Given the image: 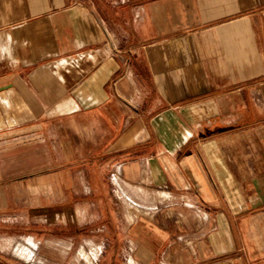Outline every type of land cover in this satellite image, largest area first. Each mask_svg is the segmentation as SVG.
I'll return each mask as SVG.
<instances>
[{
  "label": "crops",
  "instance_id": "obj_1",
  "mask_svg": "<svg viewBox=\"0 0 264 264\" xmlns=\"http://www.w3.org/2000/svg\"><path fill=\"white\" fill-rule=\"evenodd\" d=\"M55 227L264 264V0H0V264Z\"/></svg>",
  "mask_w": 264,
  "mask_h": 264
},
{
  "label": "rangeland",
  "instance_id": "obj_2",
  "mask_svg": "<svg viewBox=\"0 0 264 264\" xmlns=\"http://www.w3.org/2000/svg\"><path fill=\"white\" fill-rule=\"evenodd\" d=\"M131 212L139 213L136 207L131 208ZM153 212L154 210L143 213L151 214ZM54 229V232L37 231L41 242H35L36 245L33 248L31 247L32 252L29 253V257H24L26 254L24 256L19 254L21 246L24 245L23 240L19 241L17 249L14 247L15 245L11 248L8 245V252L12 251V255L18 259L19 264H90L89 262L93 264H125L126 262L122 254L124 239L121 237L107 238L104 236L105 232H99V237L92 239L97 242L92 245L90 239L86 238L85 235L83 241L78 236L77 239L72 241L73 244L67 248L64 243H58L59 240L57 238H60L58 235L62 232H60L58 227ZM42 233L47 237L43 238ZM48 235L56 237V239H50L51 242H49L47 241ZM97 246H101L103 253L99 252V256L97 254L96 259L90 261L92 259L91 248ZM87 257L89 258L87 259Z\"/></svg>",
  "mask_w": 264,
  "mask_h": 264
}]
</instances>
